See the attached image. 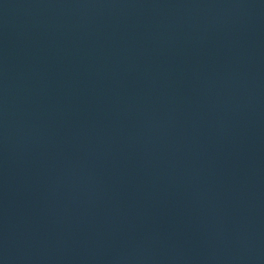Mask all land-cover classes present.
<instances>
[{"label": "water", "instance_id": "water-1", "mask_svg": "<svg viewBox=\"0 0 264 264\" xmlns=\"http://www.w3.org/2000/svg\"><path fill=\"white\" fill-rule=\"evenodd\" d=\"M0 264H215L128 253L66 252L0 247Z\"/></svg>", "mask_w": 264, "mask_h": 264}]
</instances>
